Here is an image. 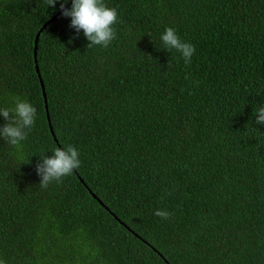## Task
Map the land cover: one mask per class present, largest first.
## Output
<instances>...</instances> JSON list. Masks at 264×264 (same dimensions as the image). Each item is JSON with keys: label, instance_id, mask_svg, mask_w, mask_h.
I'll return each mask as SVG.
<instances>
[{"label": "trees", "instance_id": "obj_1", "mask_svg": "<svg viewBox=\"0 0 264 264\" xmlns=\"http://www.w3.org/2000/svg\"><path fill=\"white\" fill-rule=\"evenodd\" d=\"M105 3L107 48L60 13L35 61L60 0H0V108L37 110L19 146L0 138V259L264 264V0ZM166 27L195 46L189 65ZM68 144L81 167L42 189L36 164Z\"/></svg>", "mask_w": 264, "mask_h": 264}, {"label": "clouds", "instance_id": "obj_2", "mask_svg": "<svg viewBox=\"0 0 264 264\" xmlns=\"http://www.w3.org/2000/svg\"><path fill=\"white\" fill-rule=\"evenodd\" d=\"M57 0H45L48 6L55 7ZM67 0H60L61 15L70 17V27L77 33L81 30L88 41L87 48L101 46L107 48L116 38L114 25L118 21L115 7H109L105 0H71V6L65 7ZM165 50H175L183 59L185 65L191 63L195 53V46L181 39L173 27H166L160 37ZM188 79V76H185ZM256 124H264V106L256 110ZM0 116L5 123L0 126V138L12 146H19L35 125L37 110L34 105L24 99L14 98V107L0 108ZM79 150L71 145L55 147L50 156H41L35 166V171L40 177L39 186L46 189L51 183H61L63 178L73 174L74 170L81 167ZM164 220L171 217L172 213L157 208L154 213ZM0 264L6 261L0 259Z\"/></svg>", "mask_w": 264, "mask_h": 264}, {"label": "water", "instance_id": "obj_3", "mask_svg": "<svg viewBox=\"0 0 264 264\" xmlns=\"http://www.w3.org/2000/svg\"><path fill=\"white\" fill-rule=\"evenodd\" d=\"M71 4V0L65 4V7H68L69 5ZM61 13V9L56 13L54 14L49 20H47L43 25L42 27L38 30V32H36V35H35V40H34V49H33V54H34V60L36 61V53H37V42H38V38H39V33L41 32V30L46 26V24H48L50 21H52L55 17H57L59 14ZM36 68H37V65H36ZM37 71H38V68H37ZM41 87H42V91H43V95H45V91H44V86L43 84H41ZM46 101V99H45ZM46 105V104H45ZM47 106V105H46ZM47 110V109H46ZM48 112V111H47ZM47 118H48V125H49V129H50V132L54 138V140H56V137L54 136V132H53V128L52 126L50 125V119H49V115L47 113Z\"/></svg>", "mask_w": 264, "mask_h": 264}]
</instances>
